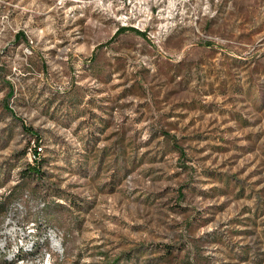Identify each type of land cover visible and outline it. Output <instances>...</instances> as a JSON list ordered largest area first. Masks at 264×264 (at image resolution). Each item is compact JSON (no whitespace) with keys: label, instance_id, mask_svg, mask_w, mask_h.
Returning <instances> with one entry per match:
<instances>
[{"label":"rangeland","instance_id":"1","mask_svg":"<svg viewBox=\"0 0 264 264\" xmlns=\"http://www.w3.org/2000/svg\"><path fill=\"white\" fill-rule=\"evenodd\" d=\"M0 264H264V0H0Z\"/></svg>","mask_w":264,"mask_h":264},{"label":"built area","instance_id":"2","mask_svg":"<svg viewBox=\"0 0 264 264\" xmlns=\"http://www.w3.org/2000/svg\"><path fill=\"white\" fill-rule=\"evenodd\" d=\"M36 148V146H34ZM36 151V150H35ZM37 155V152L36 154H34V156ZM29 200H30V197H29ZM39 204H45V201H37L35 204H34V207H37V205ZM25 215V210L23 208H20V205H19V199L16 200V205H14L11 209H10V212L8 214V224L10 225H15L17 221H19L20 219H22ZM54 231H57V234H59L58 230L55 228Z\"/></svg>","mask_w":264,"mask_h":264},{"label":"bare ground","instance_id":"3","mask_svg":"<svg viewBox=\"0 0 264 264\" xmlns=\"http://www.w3.org/2000/svg\"><path fill=\"white\" fill-rule=\"evenodd\" d=\"M37 156V155H36ZM36 156H34V158H36ZM37 162V161H36ZM26 199L28 198V196H24ZM28 200V199H27ZM26 201V200H25ZM46 204L47 203H45V204H39V205H37V207L35 208V210L36 211H38V210H40V211H42L45 207H46ZM14 205H16V202L12 205V207L14 206ZM19 205H20V208H23L24 209V206L22 205V203H21V201L19 200ZM48 229V235H50V241H51V246L53 247V249H55V248H57V246H59L58 245V243L56 242V235L57 234H55V231L53 230V229H51V228H47ZM58 249V248H57Z\"/></svg>","mask_w":264,"mask_h":264},{"label":"trees","instance_id":"4","mask_svg":"<svg viewBox=\"0 0 264 264\" xmlns=\"http://www.w3.org/2000/svg\"><path fill=\"white\" fill-rule=\"evenodd\" d=\"M120 30H121V29H119V30L117 31V33H116L117 35L120 33ZM18 38H25V35L20 33V34L18 35ZM35 156H36V155H35ZM29 173H30V174H36V175L39 174V170H38V168L36 167V165H35V166H32V167H29ZM180 197H181V195H180Z\"/></svg>","mask_w":264,"mask_h":264}]
</instances>
